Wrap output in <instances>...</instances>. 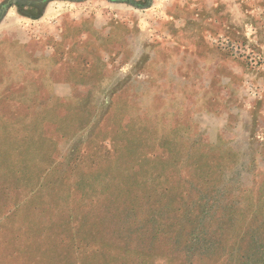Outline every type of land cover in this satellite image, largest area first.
Returning a JSON list of instances; mask_svg holds the SVG:
<instances>
[{"label":"rangeland","instance_id":"374dc122","mask_svg":"<svg viewBox=\"0 0 264 264\" xmlns=\"http://www.w3.org/2000/svg\"><path fill=\"white\" fill-rule=\"evenodd\" d=\"M0 264H264V0H0Z\"/></svg>","mask_w":264,"mask_h":264},{"label":"trees","instance_id":"16d2710c","mask_svg":"<svg viewBox=\"0 0 264 264\" xmlns=\"http://www.w3.org/2000/svg\"><path fill=\"white\" fill-rule=\"evenodd\" d=\"M20 84H22V82H19Z\"/></svg>","mask_w":264,"mask_h":264}]
</instances>
